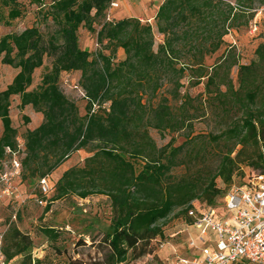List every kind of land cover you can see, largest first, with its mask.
<instances>
[{"label":"trees","instance_id":"trees-1","mask_svg":"<svg viewBox=\"0 0 264 264\" xmlns=\"http://www.w3.org/2000/svg\"><path fill=\"white\" fill-rule=\"evenodd\" d=\"M111 1L0 0V25L10 27L25 17L30 5H36L57 27L48 38L37 26L0 38L2 63L18 70L0 91V175L9 157L7 150H19L18 132L10 115L12 99L19 97L21 110L31 106L43 117L38 127L24 134L21 163L25 173L21 178L30 183L36 180L38 185L48 178L55 193L52 201L70 195L81 199L105 195L110 200L111 223L98 244L103 247V258L91 264L125 263L141 241L164 236L160 222L176 208H182L177 217L193 226L195 218L189 212L200 215L194 200L220 209L217 198L223 202L230 186L246 177L245 172L237 175L242 165L251 169L249 176L264 175V40L249 64L225 63L222 57L215 65H207V59L225 45V37L249 24V19L244 24L242 20L252 14V0L240 1L242 5L237 7L224 0H165L155 16L157 31L164 37L157 51L149 22L107 20ZM81 28L96 34L100 46L96 53L81 48ZM235 45L231 42L229 47ZM119 50L125 57L117 61ZM45 59L51 60V66L40 84L30 90L34 73L45 65ZM234 66H238L236 85L230 78ZM186 71H190L193 87L206 80V97L197 98L200 109L213 111L225 123L212 141L220 144L225 140L227 150L219 157L217 172L204 184L188 173L181 177L173 174L184 163L178 162L179 154L190 141L174 147L172 138L166 146L158 147L150 135L151 129L174 133L187 126L192 133L193 118L187 106L194 98L180 94ZM75 72L80 73L79 86L87 101L84 115L61 88L62 74ZM164 81L175 86L173 99L181 102L177 114L166 97L153 103ZM88 149L92 156L85 164L64 171L52 185L51 174L72 154ZM217 179L228 186L226 190L218 187ZM42 233L57 238L54 229L45 228ZM5 243L8 262L21 257L20 264L40 263L32 256L33 240L16 226ZM67 264L86 263L75 259Z\"/></svg>","mask_w":264,"mask_h":264},{"label":"rangeland","instance_id":"rangeland-1","mask_svg":"<svg viewBox=\"0 0 264 264\" xmlns=\"http://www.w3.org/2000/svg\"><path fill=\"white\" fill-rule=\"evenodd\" d=\"M22 1L29 2V0ZM224 1L237 7V5H242L240 1L248 3L250 0ZM251 5L252 14H246L242 20L244 24L249 19V24L240 26L236 29V33L225 37V45L222 49L207 59L208 66L215 65L222 57L225 59V63L237 62L238 65L249 64L256 59L255 50L258 44L264 40V0H252ZM113 15L111 14L112 19ZM252 15L255 17L254 19H250ZM251 20L253 21L251 22ZM250 23L252 24L251 30ZM32 26H37L45 38H48L57 29L52 21L46 20V13L39 11L36 5H30L25 17L13 22L10 27L0 25V38L9 33H20L25 28ZM152 26L155 39L154 50L157 51L164 37L158 33L155 21L152 22ZM96 29L99 30L97 25ZM79 42L82 49L92 53H96L100 49L96 41V34L89 33L85 28H81L79 31ZM231 42L236 44L233 48L229 47ZM124 57L123 50H119L117 61L123 60ZM50 66L51 60L45 59V65L34 73V81L30 90L40 84L42 76ZM220 72L222 75L224 74L223 69ZM17 73L18 70L4 65L0 58V91L12 82ZM190 78V71H186L185 77L181 80L180 94L181 96L188 94L194 98L187 106V113L193 118L192 133L187 126V129L174 133L151 129L150 135L158 147L166 146L172 138L174 147L184 144L187 140L190 141L191 143L186 145L184 151L179 154L178 162L184 163L176 167L173 174L181 177L188 173L193 175L196 181L204 184L208 177L217 172L219 157L227 150L225 140H222L220 144L212 141V137L219 135L224 130L225 123L213 111L200 109V102L197 98L205 99L204 84L206 80L203 79L199 86L193 87ZM230 78L236 85L238 66L231 69ZM79 79V72L64 73L60 83L65 95L77 103L80 113L84 115L87 101L79 86ZM174 87L173 83L164 81L157 99H154L153 103L155 105L160 97H166L177 114L180 112L181 102L173 99ZM19 104V97H13L10 115L13 126L18 132L17 138L20 146L16 158L21 161L24 157V134L27 129L38 127L42 123L43 117L36 113L31 106L21 110ZM25 118H29L30 121L27 122ZM2 132L3 127L0 121V137ZM190 133L191 136L188 137ZM90 151V149L80 150L72 154L58 170L51 174L52 185L56 184L64 171L72 167H82L86 158L92 156ZM248 170L251 169L242 165L237 171V175L245 172V176H247L250 172ZM23 173L25 170L22 166L21 174ZM217 184L222 190H226L228 187L220 179H217ZM12 186L20 194L21 199H15L13 195L0 194V236H3V250L8 232L13 226H16L33 240L32 256L34 260L40 262L38 264H67L68 261L75 259L91 264L93 261L103 258V247L98 244L101 242L103 234L109 230L112 218L110 200L107 196L93 195L87 199H81L77 195H70L52 201L55 194L53 191L46 196L40 195L37 181L30 183L29 180L21 178V175L12 181ZM39 200H42L43 204H40ZM193 204L202 210L209 208L207 202L201 199L194 200ZM217 204L223 205L221 198H217ZM47 206L50 208L47 209ZM181 209L176 208L166 220L160 222L164 231L163 237L141 241L130 251L127 261L123 264H180L181 259H192L199 256L200 250L190 246L192 240H198L199 233L194 227L188 226L183 219L177 217ZM45 228L54 229L57 232V238L52 239L45 236L42 233ZM21 261L22 258L17 257L11 264H20Z\"/></svg>","mask_w":264,"mask_h":264},{"label":"built area","instance_id":"built-area-1","mask_svg":"<svg viewBox=\"0 0 264 264\" xmlns=\"http://www.w3.org/2000/svg\"><path fill=\"white\" fill-rule=\"evenodd\" d=\"M118 7L116 0H112L108 21ZM18 152L7 150L9 157L3 162L0 175V194L13 195L15 199H21L12 186V181L22 173V163L16 158ZM38 188L44 196L52 192L48 178L42 179ZM199 212L200 215L195 211L189 214L195 218L192 227L199 233L198 240H192L190 246L198 248L200 254L192 259H181L180 264H235L239 261L264 264V175H247L230 186L220 209L199 208ZM2 242L3 236H0V264H11L5 257Z\"/></svg>","mask_w":264,"mask_h":264},{"label":"crops","instance_id":"crops-1","mask_svg":"<svg viewBox=\"0 0 264 264\" xmlns=\"http://www.w3.org/2000/svg\"><path fill=\"white\" fill-rule=\"evenodd\" d=\"M165 0H116L119 7L112 13L113 19L138 18L141 22L155 21L159 7ZM235 264H247L239 261Z\"/></svg>","mask_w":264,"mask_h":264}]
</instances>
